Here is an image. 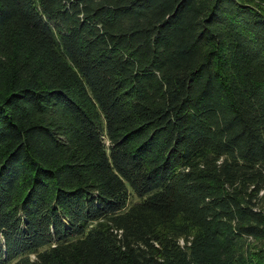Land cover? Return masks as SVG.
Returning a JSON list of instances; mask_svg holds the SVG:
<instances>
[{
	"label": "trees",
	"instance_id": "trees-1",
	"mask_svg": "<svg viewBox=\"0 0 264 264\" xmlns=\"http://www.w3.org/2000/svg\"><path fill=\"white\" fill-rule=\"evenodd\" d=\"M263 5L0 0V264H264Z\"/></svg>",
	"mask_w": 264,
	"mask_h": 264
},
{
	"label": "rangeland",
	"instance_id": "rangeland-1",
	"mask_svg": "<svg viewBox=\"0 0 264 264\" xmlns=\"http://www.w3.org/2000/svg\"><path fill=\"white\" fill-rule=\"evenodd\" d=\"M264 1V0H263ZM263 7H264V5H263ZM134 199H136V198H134Z\"/></svg>",
	"mask_w": 264,
	"mask_h": 264
}]
</instances>
